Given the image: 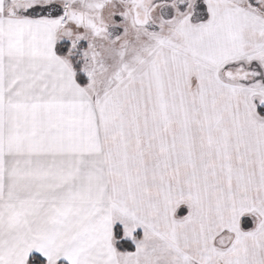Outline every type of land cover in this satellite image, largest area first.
I'll list each match as a JSON object with an SVG mask.
<instances>
[{"label": "snow or ice", "instance_id": "snow-or-ice-1", "mask_svg": "<svg viewBox=\"0 0 264 264\" xmlns=\"http://www.w3.org/2000/svg\"><path fill=\"white\" fill-rule=\"evenodd\" d=\"M0 264H264V0H0Z\"/></svg>", "mask_w": 264, "mask_h": 264}]
</instances>
